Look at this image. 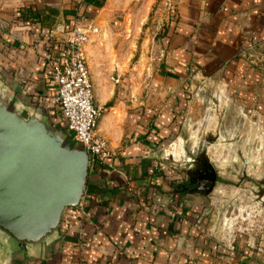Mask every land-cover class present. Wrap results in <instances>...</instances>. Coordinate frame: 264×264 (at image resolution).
<instances>
[{
    "label": "crops",
    "instance_id": "0c3cea01",
    "mask_svg": "<svg viewBox=\"0 0 264 264\" xmlns=\"http://www.w3.org/2000/svg\"><path fill=\"white\" fill-rule=\"evenodd\" d=\"M105 1L0 0V99L25 117L59 119L48 58L79 15L94 21L84 54L97 133L112 153L87 169L80 204L54 234L21 250L0 233V264H264V229L205 228L203 207L219 200L178 190L183 176L167 172L183 174V164H167L159 149L179 133L198 80L264 117V0H169L161 48L142 68L131 67L133 47L118 42Z\"/></svg>",
    "mask_w": 264,
    "mask_h": 264
},
{
    "label": "rangeland",
    "instance_id": "374dc122",
    "mask_svg": "<svg viewBox=\"0 0 264 264\" xmlns=\"http://www.w3.org/2000/svg\"><path fill=\"white\" fill-rule=\"evenodd\" d=\"M147 4L149 0H111L109 8L114 12H107L108 21L115 22L118 42L123 44L125 39L133 47L131 67L139 62L142 68L146 56L161 48L163 30L171 17L169 0H154L150 8ZM46 120L63 136L64 144L78 147L66 128ZM159 149L160 155H167L169 165L183 164L185 168L193 154L201 153L216 167L218 181L212 196L223 202L214 200L203 207L205 228L228 234L264 229V117L248 111L227 88L212 79L194 82L179 133ZM177 175L182 178L181 170L167 172L168 178ZM215 217H221V223L213 224Z\"/></svg>",
    "mask_w": 264,
    "mask_h": 264
},
{
    "label": "water",
    "instance_id": "95a60500",
    "mask_svg": "<svg viewBox=\"0 0 264 264\" xmlns=\"http://www.w3.org/2000/svg\"><path fill=\"white\" fill-rule=\"evenodd\" d=\"M87 162V152L64 144L45 118L25 117L0 99V233L21 250L54 234L63 211L81 201ZM208 165L211 188L205 195L217 176Z\"/></svg>",
    "mask_w": 264,
    "mask_h": 264
},
{
    "label": "built area",
    "instance_id": "2783aa9c",
    "mask_svg": "<svg viewBox=\"0 0 264 264\" xmlns=\"http://www.w3.org/2000/svg\"><path fill=\"white\" fill-rule=\"evenodd\" d=\"M63 33V40L58 41V55L48 58L59 113L57 121L72 135L78 147L87 152V169L90 170L97 163H105L112 154L108 141L97 133L100 109L94 104L84 54L85 44L91 35L98 34V27L92 19L81 14Z\"/></svg>",
    "mask_w": 264,
    "mask_h": 264
},
{
    "label": "flooded vegetation",
    "instance_id": "af4514ba",
    "mask_svg": "<svg viewBox=\"0 0 264 264\" xmlns=\"http://www.w3.org/2000/svg\"><path fill=\"white\" fill-rule=\"evenodd\" d=\"M217 181L218 175L215 178L214 186ZM176 187L180 191L196 195H205L211 188V170L206 158L201 153L197 155L193 154L191 160L183 170L181 183L177 184ZM261 189L264 191V187L261 186Z\"/></svg>",
    "mask_w": 264,
    "mask_h": 264
},
{
    "label": "trees",
    "instance_id": "16d2710c",
    "mask_svg": "<svg viewBox=\"0 0 264 264\" xmlns=\"http://www.w3.org/2000/svg\"><path fill=\"white\" fill-rule=\"evenodd\" d=\"M84 1L86 3H88V4H90V5H93V6L97 7V8H101L104 5V3H105V0H84ZM51 121H52V123H54V122L56 124L59 123V121H56L54 119H51ZM59 125H61V123ZM62 127H64V126L62 125Z\"/></svg>",
    "mask_w": 264,
    "mask_h": 264
},
{
    "label": "bare ground",
    "instance_id": "6f19581e",
    "mask_svg": "<svg viewBox=\"0 0 264 264\" xmlns=\"http://www.w3.org/2000/svg\"><path fill=\"white\" fill-rule=\"evenodd\" d=\"M239 148V147H238ZM246 150V149H245ZM241 151H243V150H241ZM244 152V151H243Z\"/></svg>",
    "mask_w": 264,
    "mask_h": 264
}]
</instances>
